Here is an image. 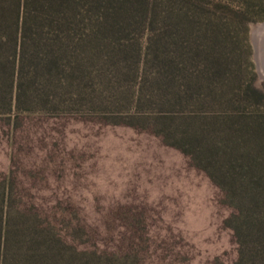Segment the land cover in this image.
Returning a JSON list of instances; mask_svg holds the SVG:
<instances>
[{"label": "trees", "instance_id": "obj_1", "mask_svg": "<svg viewBox=\"0 0 264 264\" xmlns=\"http://www.w3.org/2000/svg\"><path fill=\"white\" fill-rule=\"evenodd\" d=\"M226 16L246 33L251 23L264 21V0H0V138L9 144L24 117L57 121L79 111L88 99L87 55L96 45L91 40L125 39L147 17L161 24L149 40H231L222 24ZM194 43L150 61L154 78L146 98L177 113L156 118L157 145L143 157L173 170L162 172L160 180L178 182L195 169L219 193V204L228 210L221 224L234 241L235 257H216L210 264H264V93L232 78L235 63L225 49ZM206 106H218L225 115L194 127L196 117L185 111ZM4 147L0 264H142L137 254L117 258L78 249L59 202L55 210L25 204L14 154L10 166Z\"/></svg>", "mask_w": 264, "mask_h": 264}, {"label": "rangeland", "instance_id": "obj_2", "mask_svg": "<svg viewBox=\"0 0 264 264\" xmlns=\"http://www.w3.org/2000/svg\"><path fill=\"white\" fill-rule=\"evenodd\" d=\"M223 18L231 40H149L152 29L161 32V24H150V17L125 39L91 40L96 45L89 46L87 55L88 99L79 111L57 121L24 117L15 135L10 134L9 144L0 138V159L6 145L10 166L15 157L25 204L55 210L59 202L62 216L72 222L70 238L78 249L107 251L117 258L137 254L142 264L234 259V241L221 224L228 210L219 204V193L206 177L192 169L178 182L160 180L171 169L156 168L143 157L157 145L152 136L158 127L156 118L177 113L146 98L148 82L154 78L150 62L154 56L194 42L198 47L225 49L235 63L232 78L240 85L250 81L264 93V83L257 84L259 67L252 38L253 28L264 21L251 23L244 33L231 17ZM141 87L145 96L139 100ZM222 110L206 106L185 112L193 113L192 124L198 127L213 122L219 113L225 115ZM172 185L178 189H169Z\"/></svg>", "mask_w": 264, "mask_h": 264}, {"label": "bare ground", "instance_id": "obj_3", "mask_svg": "<svg viewBox=\"0 0 264 264\" xmlns=\"http://www.w3.org/2000/svg\"><path fill=\"white\" fill-rule=\"evenodd\" d=\"M252 38L256 47V59L259 71L264 74V24L253 28Z\"/></svg>", "mask_w": 264, "mask_h": 264}, {"label": "water", "instance_id": "obj_4", "mask_svg": "<svg viewBox=\"0 0 264 264\" xmlns=\"http://www.w3.org/2000/svg\"><path fill=\"white\" fill-rule=\"evenodd\" d=\"M262 24H264V22ZM261 82L264 83V74L258 70L257 84H260Z\"/></svg>", "mask_w": 264, "mask_h": 264}]
</instances>
